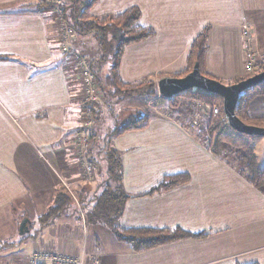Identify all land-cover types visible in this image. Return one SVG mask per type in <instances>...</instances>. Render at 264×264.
Returning a JSON list of instances; mask_svg holds the SVG:
<instances>
[{
	"label": "crops",
	"instance_id": "1",
	"mask_svg": "<svg viewBox=\"0 0 264 264\" xmlns=\"http://www.w3.org/2000/svg\"><path fill=\"white\" fill-rule=\"evenodd\" d=\"M40 2L0 0V113L5 117L0 126V239L19 234L15 214L25 212L17 209L19 204L43 214L57 192L65 190L61 180L76 181L72 142L80 124L79 97L71 88L74 77L66 58L54 51L51 10L40 8ZM132 7L141 10L140 24L154 29L155 36L125 48L119 68L124 83L158 82L184 71L191 44L206 27L211 30L205 72L220 82L234 84L246 75L244 24L253 26L255 48L264 53V0H97L88 16L119 15ZM155 18L171 24L150 21ZM83 42L96 54L101 50L86 36L78 37L74 47L83 49ZM113 100L106 96L93 106L100 120L112 114ZM39 103L46 109L42 125L47 134L40 132L33 114ZM133 107L134 102L129 111ZM107 121L102 120L103 131L113 132L117 126ZM94 128L91 158H100L107 168L102 153L106 141H98ZM113 139L123 159L122 187L130 196L119 225L180 228L205 236L133 252L88 212L87 221L82 220L73 201L76 207L72 204L46 228L40 224L33 237L26 234L21 242L33 241V252L48 249L83 257L86 264H264V194L213 155L189 126L155 115L145 128ZM39 146L51 165L39 160ZM184 173L191 176L188 183L146 195L164 177ZM78 191L88 211L101 193L97 190L92 199L90 190Z\"/></svg>",
	"mask_w": 264,
	"mask_h": 264
},
{
	"label": "trees",
	"instance_id": "2",
	"mask_svg": "<svg viewBox=\"0 0 264 264\" xmlns=\"http://www.w3.org/2000/svg\"><path fill=\"white\" fill-rule=\"evenodd\" d=\"M97 0H72L71 7L74 8L71 18L75 22L73 27L75 31L83 34L94 33L100 43V49L103 53V61L111 64L108 74L102 80L98 79L96 71L93 69L98 82L101 83L103 91L110 89V95H120L131 97L135 94L136 87L140 89L146 83H137L138 85L124 83L119 74L120 62L125 51L130 45L137 44L155 36V31L149 27H143L140 24L141 10L138 7H132L119 15H107L103 17H88L82 20V16H87L89 10ZM54 8L53 4L49 5ZM64 18L65 10H63ZM211 28L206 27L195 38L191 44L187 67L184 71L174 75L183 77L191 72L196 62L199 63L201 73L214 79L205 72V58L209 50V33ZM109 57L110 61L107 60ZM111 57V58H110ZM250 76L244 77L242 80ZM151 85V84H150ZM156 86L151 85L149 94H157L153 90ZM156 91V92H155ZM191 90L179 95L184 96ZM197 94L209 105H215V102L221 107V113L218 119L213 120L205 129L195 135L207 149L216 157L221 159L227 165L237 171L247 182L253 185L257 190L264 194V166H260L255 152V147L250 144L249 137L232 130L227 122L222 124L220 121L224 116L222 108V98L212 93L197 90ZM156 96V95H155ZM159 96V95H158ZM177 96V97H179ZM92 113L98 114V111L92 108ZM237 116L246 124L264 127V81L253 86L240 95L237 107ZM220 117V119H219ZM152 116L130 115L121 125H118L110 135L111 140H107L102 153L107 164L106 175L108 182L105 189L95 198L94 205L89 216L94 221H101L113 233L116 240L130 247L133 252H143L167 243L188 239L202 238L205 234H192L183 229H126L119 225V219L123 215L126 201L130 196L122 187L123 181V159L122 155L112 146V139L128 131L140 130L147 126ZM207 137L214 139L213 142H207ZM94 138V137H93ZM106 141V140H105ZM94 144V141L92 142ZM95 163V162H94ZM188 174H176L164 177L161 182L153 187L146 195L160 193L190 181ZM73 197L65 190L58 191L54 196L51 206L39 216L38 220L42 228H46L60 218L71 208ZM81 211V210H80ZM15 244H8L12 247ZM257 264V263H251Z\"/></svg>",
	"mask_w": 264,
	"mask_h": 264
},
{
	"label": "rangeland",
	"instance_id": "3",
	"mask_svg": "<svg viewBox=\"0 0 264 264\" xmlns=\"http://www.w3.org/2000/svg\"><path fill=\"white\" fill-rule=\"evenodd\" d=\"M71 1L72 0H41L39 5H42L40 8L46 7L45 10H47V11L51 10L49 12L52 14L51 16L53 17L52 31L54 32V35H55L53 37L55 40L53 42V43H55L54 51H55V54H57V55H59L60 51H61L63 56L66 58L67 70H68L69 74L72 75V77H74L72 79L71 88L74 87L73 93L75 95H78L77 97H79L78 99H79V103H80V109L79 110H80V122H81V120L83 118L84 109H81V103H82L83 95H82V91H81V85L79 82V77H78L77 71H76V64L77 63H75L73 61V59L70 57L71 56L70 54L62 52L61 45H60V41L62 40V28L69 27V28L73 29L74 40L71 43L72 50L78 51L82 55L84 60L86 62H88L89 67H90L92 73L94 74V76H95V73L93 72V69L96 71V73L98 72L97 73L98 79L102 80V78L103 79L105 78V76L108 74V70H109V67L111 66V64L106 62V61L105 62L103 61V56H102L103 53L101 50H99V53L96 54L97 52H95L96 51L95 48L91 47L89 44H87V42L82 43L81 47L83 49H81V50H78L77 48L74 47L73 43L78 39V37L86 36V41L88 39H91V40L95 39L98 43H99V41L97 39V36L94 33L83 34V33H79L77 31H75V29L73 27V24L75 22L71 18L72 12L74 11V8L71 7V5H72ZM50 4L54 5L53 9L50 8V6H49ZM63 10H65V13H66L65 16H67L66 18H64ZM88 17H89L88 15L82 16V20L84 21V20L88 19ZM146 19H148V18H146ZM150 21H154L156 23H159V25H162V26H166V25L171 24L169 22V20H165V19H161V18H155L154 20H150ZM140 22H141V20H140ZM99 47H100V43L98 44V49H100ZM95 54L97 55V57L95 56ZM107 60L110 61L109 57L107 58ZM246 76L247 75H245V77ZM97 77L95 76L96 82L99 84V89H100V92L102 93L101 95L103 97V99L101 100L100 103L105 102L106 96H111L114 99L112 101L113 104L110 103L111 108H112V110H111L112 114H110V113L106 114V116L104 118H101V120L99 119L98 114L95 115V117H94L95 118V122H94L95 128L94 129H96L98 127L97 139L100 143L102 140H106V142H108L107 140H109V139L111 140L110 135L112 134L111 131H109V132L103 131L104 122H102V120H108L107 122L113 121L111 124L113 125V127H116L118 125H121L122 122H124V120L130 115H139V117L140 116H146V115H148V116L149 115L150 116L166 115L169 117L179 119L182 123L189 126L191 131L195 135H198L199 131L205 129L206 126H208L210 124L211 119H213V120L218 119L217 116H219L221 113V107L218 105L219 102L218 103L215 102L214 108H212V107L205 108V107L197 106L195 104V101L197 99L203 100V99H201V97H203V95L200 96L199 94H197V91L189 92L184 96L175 97L171 100H166V99L162 98L159 94L158 82H155V81L153 82V81L148 80V81L144 82V83H146L145 86L141 87L140 89H137L136 87H134L136 89V91H135L136 93L133 94L131 97H127V96L124 97V96H120V95H116V94L110 95L109 94L110 89L103 91V89L101 88V83L98 82L99 80H97ZM172 77H175V76H172ZM150 84L156 86L155 88H153V90H156L157 94L156 93L153 95L149 94L151 91V85ZM134 85H138V84H133V86ZM110 100H111V98H110ZM132 102L135 103L136 108L133 107L129 111V109L132 105ZM222 108H223V102H222ZM32 110H33V114H35V116H38L40 132L47 134V132L49 130L47 129L46 126L42 125L43 121L45 119L44 115L46 114V109L43 108V105L39 103L37 105V107H32ZM107 112H109V111H107ZM13 117L16 119L15 121L17 123H20V122H18L19 118L16 115H14ZM3 118H5L4 115L1 116V113H0V126L4 122V120L2 121ZM219 119H220V117H219ZM220 121L222 122V124L226 123L224 121V116H223V118L220 119ZM105 133H107V134L104 136V139H103V135ZM93 139L94 138H92V142H93ZM112 140H114V139H112ZM208 140H209V142L214 141V139H210L209 137H207V142H206L207 144H208ZM249 141H250V144L253 147H255V152H256V155L258 158L259 165L261 167L264 166V138L253 137V138L249 139ZM105 143L103 145V148H105V146H106ZM73 144H74V142H72V146H73ZM93 145L94 144H92V147L88 151L86 158H87V160H90L91 164L96 166L94 178L90 181L85 179L86 177H85L84 171L82 168L78 167V163L75 160L76 154H75L74 150L72 149L73 159L75 161L74 163H75V167H76V168H74L75 170L72 173V178H76V181L72 182V181L65 180V182L68 183L69 189L72 191L73 196L77 200L76 203H78V207H76V205L74 203H73V207H76L78 209V212L81 216V219L84 220L85 222L87 221V212L91 213V209H89V211H88V208L83 204L84 203V201H82L83 194L81 192H79L78 190H90L91 192H89V194H90V198H92L91 196H93V197L96 196L97 190H100L102 192L105 189L106 185L111 184L112 187L115 186L111 182L110 183L108 182V178L106 175L107 168H105V166H103V164L99 161L100 158L95 157V156L94 157L92 156V158H91L90 153L93 149ZM38 156H39L38 158L41 162H43L45 160L47 163H50L48 158H46L47 156H46L45 149L42 148L41 146H39V148H38ZM50 165H51V163H50ZM185 174H188L190 176L189 173H185ZM190 178H191V176H190ZM83 192H85V191H83ZM78 199H79V201H78ZM18 208L19 209L22 208L23 210H25L24 213H21V212L17 213L16 212V214H15L17 217H19V220H20L19 224H21L24 219H28L30 221V224H28V226L31 230L26 234L33 237V235L35 234L36 227L38 226V228H40L38 216L41 215L42 213H40V211H39L38 212L39 214L37 215V212H35L33 208L29 209L30 207L28 205H24V204H19L17 206V209ZM79 209L82 210V212ZM82 215H83V217H82ZM105 228H108V227L105 225ZM19 234L16 236H10L9 235L7 238H1L0 239V264H24L25 262L23 261V259H26L28 256H30L32 254V252L34 250L33 241L21 242L23 237H25L24 235H26V234H24L22 236ZM8 244H15V245L12 247H8L7 246Z\"/></svg>",
	"mask_w": 264,
	"mask_h": 264
},
{
	"label": "built area",
	"instance_id": "4",
	"mask_svg": "<svg viewBox=\"0 0 264 264\" xmlns=\"http://www.w3.org/2000/svg\"><path fill=\"white\" fill-rule=\"evenodd\" d=\"M65 28H62V40L60 41V45L62 52L70 54L73 61L77 63L76 71L83 95L81 109H84L83 118L75 132L72 149L76 154L75 160L78 163V167L83 169L86 177L85 179L90 181L94 178V173L96 171V166L91 164L90 160L86 158L93 144L92 138L95 118L92 114V106L101 102L103 97L99 89V84L96 82V78L88 62L84 60L78 51L72 50L71 43L74 40L73 29L69 27ZM242 36L245 43L244 70L246 75L253 76L264 71V53L258 52L255 48L256 35L251 24L246 23L242 26ZM194 91L197 90H191V92ZM195 104L205 108H214V105H209L200 99H197ZM224 121L226 122L225 118ZM61 183L65 191L77 202L72 191L69 189L68 183L63 180H61ZM27 264H86V260L80 256L56 253L48 249H37L28 258Z\"/></svg>",
	"mask_w": 264,
	"mask_h": 264
},
{
	"label": "water",
	"instance_id": "5",
	"mask_svg": "<svg viewBox=\"0 0 264 264\" xmlns=\"http://www.w3.org/2000/svg\"><path fill=\"white\" fill-rule=\"evenodd\" d=\"M263 81L264 71L237 83L225 84L204 76L201 73L199 63L196 62L191 72L183 77H164L160 79L158 81V91L160 96L166 100H171L193 89L217 95L222 98L224 118L232 130L249 137L264 138V127L246 124L236 114V107L242 92ZM28 224H30L28 219L22 221L19 228L20 235L29 232Z\"/></svg>",
	"mask_w": 264,
	"mask_h": 264
}]
</instances>
